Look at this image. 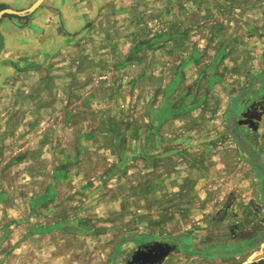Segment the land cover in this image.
Returning a JSON list of instances; mask_svg holds the SVG:
<instances>
[{
  "label": "rangeland",
  "instance_id": "rangeland-1",
  "mask_svg": "<svg viewBox=\"0 0 264 264\" xmlns=\"http://www.w3.org/2000/svg\"><path fill=\"white\" fill-rule=\"evenodd\" d=\"M62 3L85 31L67 33L61 57L42 70L48 93L32 104L49 111L30 115L49 128L29 130L55 139L58 120L79 122L64 131L66 144L89 149L74 156L76 167L66 154L63 175L62 160L45 162L43 194L13 213L19 221L32 213L33 237L22 238L23 224L11 236L14 226L1 228L0 264H118L136 236L186 235L197 247L237 237L230 206L264 205L246 153L264 173V111L255 130L238 123L250 101L264 99V0ZM24 78L2 82L35 90ZM78 165L86 173L73 177Z\"/></svg>",
  "mask_w": 264,
  "mask_h": 264
},
{
  "label": "crops",
  "instance_id": "crops-1",
  "mask_svg": "<svg viewBox=\"0 0 264 264\" xmlns=\"http://www.w3.org/2000/svg\"><path fill=\"white\" fill-rule=\"evenodd\" d=\"M64 1L42 0L33 10L28 11V7L35 0H0V70L14 73L0 74V231L14 226V229L11 228L9 233L11 236L16 232L15 227L23 224L25 228H21L22 238H26V241L33 237L27 228L32 213L28 219L22 220L23 222L19 221L18 214L13 213L18 206L29 211L34 202L31 196L41 193L40 197L43 194V186L46 183L42 182L48 176V166L45 167V162L53 161L55 157L59 161L62 160L61 167L56 170L59 175H63L66 168L64 166L68 164L66 156L71 154L70 151H72L76 167L74 156L78 154L81 161L82 153H87L89 149L87 147L84 151V147L80 146V140L74 141L72 146L66 144L67 138L64 137V131L70 129L71 126L75 127L79 122H76V125L71 123L66 125L64 118L58 120L55 128L58 131L57 136L55 139L50 138L51 140L48 139L49 134L46 136L41 131L38 135H32L30 131L33 128H49L47 121L33 119L30 115L35 112L36 115L42 116V113L45 114V111L46 113L49 111L48 104L43 105L40 101L37 102L38 105L32 104L38 100L39 96L48 93L45 86H48L49 80L46 77L41 78L42 70L55 59V56H57L56 59L61 57L59 53L63 52L66 47L65 36L67 33L75 30L85 31H81L80 27L75 28L78 21L64 7L62 3ZM65 17L69 18L66 20ZM34 50L35 52H33ZM8 75L25 77V81L28 82L27 86L35 87V90H28L27 87L22 89L7 88L6 86L11 87V85H6L2 81ZM59 78L58 76L56 81L63 85L64 78H61L60 82ZM34 82L36 83L33 84ZM56 91L59 92L60 88ZM156 112L160 114L164 111L159 106ZM164 118H168V122H170L169 119L173 118V114L166 112ZM261 118L262 115H260V121ZM165 119L163 125H166L167 120ZM260 121L258 120V122ZM95 127L91 123L87 129H95ZM96 133L97 130L94 131L92 138L86 140L83 145H90ZM39 161H43L44 165L39 166ZM81 173L85 175L86 170L84 171L78 165L72 176H81ZM89 175L91 178L93 174L90 172ZM3 188L7 190L6 194L2 196ZM20 188L28 191L25 192L26 196L22 197V200L20 199L21 203L19 204L16 203L18 200L16 191ZM137 188L142 187L138 186ZM42 202L46 201H40L41 206ZM230 208L233 216L230 220L228 219V222L232 225L237 224V228L241 232L255 230L256 226L264 227V205H260L258 210L253 209V213H246L243 207L237 208L233 204ZM28 234H31V237L28 238ZM232 235L234 234L232 233ZM263 244L264 231L260 233L257 231V234L251 237L237 236L234 239L226 237L224 241L211 246L200 243V248L204 249L201 252L203 256L197 255L198 252L194 251L190 253L186 264H245L254 261V257L261 253ZM197 245L194 246L197 247ZM183 262L182 257L177 254L169 258L166 264H184Z\"/></svg>",
  "mask_w": 264,
  "mask_h": 264
},
{
  "label": "flooded vegetation",
  "instance_id": "flooded-vegetation-1",
  "mask_svg": "<svg viewBox=\"0 0 264 264\" xmlns=\"http://www.w3.org/2000/svg\"><path fill=\"white\" fill-rule=\"evenodd\" d=\"M264 105L263 97H260L258 100L255 99L250 101L246 108L241 112L240 117L238 118L239 124L243 123L244 119L253 120L251 116L261 115L259 112L260 107ZM247 159L252 165L253 170L256 172L258 178H260V183L264 182V173L258 170L257 165L253 164L254 157L251 156V151H247ZM255 210L260 209V205H254ZM256 228H258L256 226ZM230 230H236L237 236L242 234L240 229L233 225ZM264 231V227H260L259 233ZM195 244L190 239V236L186 235H171L169 238L147 236V237H134L132 241V246L127 250L126 254L122 256V260L118 264H166L168 259L174 255L179 254L183 263L186 264L187 258H189L190 253L197 251V255L203 256L201 252L204 249L194 246ZM168 250V251H167ZM166 252V253H164ZM111 259L110 264H115ZM167 261V262H166Z\"/></svg>",
  "mask_w": 264,
  "mask_h": 264
},
{
  "label": "water",
  "instance_id": "water-1",
  "mask_svg": "<svg viewBox=\"0 0 264 264\" xmlns=\"http://www.w3.org/2000/svg\"><path fill=\"white\" fill-rule=\"evenodd\" d=\"M42 0H35V2L33 4H31L29 7H28V11H31L33 10L36 6H38L40 4ZM264 111V105L260 107V110L258 113H261ZM252 118H254L253 120H246L244 119L243 123H246L247 122V125L249 128L255 130L256 129V124H257V121L259 120L260 118V115L258 114L257 116H251ZM250 205L253 204L252 200H249L248 202ZM260 230V227L255 229V230H250V231H243L241 235H239L241 238L242 237H251V236H255L257 234V231ZM168 251V250H167ZM166 253V252H164ZM245 264H264V244L262 245L261 247V253L256 255L254 257V261H250L248 263H245Z\"/></svg>",
  "mask_w": 264,
  "mask_h": 264
},
{
  "label": "trees",
  "instance_id": "trees-1",
  "mask_svg": "<svg viewBox=\"0 0 264 264\" xmlns=\"http://www.w3.org/2000/svg\"><path fill=\"white\" fill-rule=\"evenodd\" d=\"M163 110V109H162Z\"/></svg>",
  "mask_w": 264,
  "mask_h": 264
}]
</instances>
